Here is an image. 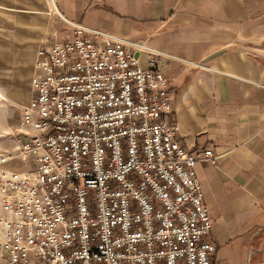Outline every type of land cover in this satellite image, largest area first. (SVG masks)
I'll return each mask as SVG.
<instances>
[{
	"label": "built area",
	"instance_id": "built-area-1",
	"mask_svg": "<svg viewBox=\"0 0 264 264\" xmlns=\"http://www.w3.org/2000/svg\"><path fill=\"white\" fill-rule=\"evenodd\" d=\"M70 25L37 51L17 147L0 156L1 262L213 264L194 168L219 158L178 141L164 57Z\"/></svg>",
	"mask_w": 264,
	"mask_h": 264
},
{
	"label": "crops",
	"instance_id": "crops-1",
	"mask_svg": "<svg viewBox=\"0 0 264 264\" xmlns=\"http://www.w3.org/2000/svg\"><path fill=\"white\" fill-rule=\"evenodd\" d=\"M53 8L49 28L31 13L32 33L0 35V105L13 109L5 153L17 147L18 107L32 97L40 48L70 38V24L142 42L164 57L168 121L181 146L219 158L194 168L213 264H264V0H53ZM18 164L23 173L35 167L32 159Z\"/></svg>",
	"mask_w": 264,
	"mask_h": 264
},
{
	"label": "rangeland",
	"instance_id": "rangeland-1",
	"mask_svg": "<svg viewBox=\"0 0 264 264\" xmlns=\"http://www.w3.org/2000/svg\"><path fill=\"white\" fill-rule=\"evenodd\" d=\"M0 6L6 7L10 10H0V35L13 36V34H30L34 28L27 25L28 18L36 13V17L40 20L41 28L50 27V17L54 12L53 3L51 0H0ZM12 10V11H11ZM3 14V15H2ZM49 14V16H48ZM22 25H18L17 21H22ZM19 110V107H18ZM20 111V110H19ZM13 109L9 106L0 105V156L5 155L6 150L11 146V133L7 130L8 125L12 120ZM20 161L13 166L7 168L19 172L21 164ZM24 167V166H23ZM26 168V167H24ZM1 243V235H0ZM1 252V248H0Z\"/></svg>",
	"mask_w": 264,
	"mask_h": 264
}]
</instances>
